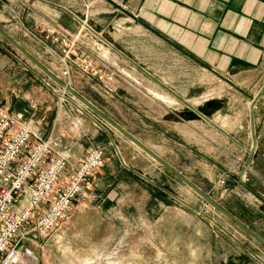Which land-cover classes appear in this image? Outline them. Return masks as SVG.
I'll use <instances>...</instances> for the list:
<instances>
[{
	"label": "rangeland",
	"instance_id": "obj_1",
	"mask_svg": "<svg viewBox=\"0 0 264 264\" xmlns=\"http://www.w3.org/2000/svg\"><path fill=\"white\" fill-rule=\"evenodd\" d=\"M37 1L59 6L68 2L0 0V27L29 52L53 62L54 54L38 50L42 47L27 32L38 27L30 24L31 5ZM76 1L68 14L77 28L68 45L78 51L83 30L100 32L86 17L92 3ZM76 71L71 79L75 75L73 86L81 94L264 239V101L258 98L261 91L256 92L263 79L250 72L245 80L239 78L244 81L239 85L225 74L199 69L194 86L187 82L180 88L177 113L163 111L162 101L150 102L138 93L131 97L124 88L120 97L109 96L111 82L104 88ZM62 91L0 35V108L28 109L31 101L25 95L31 94L42 105L32 120L43 122L51 118ZM92 119L105 144L98 145L107 155L96 172L101 184L74 205L48 237L28 242L39 255L38 264H264V247L170 172L147 160L111 125Z\"/></svg>",
	"mask_w": 264,
	"mask_h": 264
},
{
	"label": "crops",
	"instance_id": "obj_2",
	"mask_svg": "<svg viewBox=\"0 0 264 264\" xmlns=\"http://www.w3.org/2000/svg\"><path fill=\"white\" fill-rule=\"evenodd\" d=\"M83 1L92 3L86 17L100 34L83 30L79 35L78 51L91 57L99 68L114 74L115 80L110 84L112 94L109 96L120 97L125 89L131 97L138 93L150 102L162 101L163 111L166 108L178 113L180 88L187 82L189 86H194L193 76L200 69L222 76L225 74L239 85L244 84V81H239L240 77L245 80V75L253 72L257 78L263 79L256 92L261 91L258 98L264 101V0ZM73 2L68 0L65 5L59 6L37 1L38 5H31L38 12L35 15L33 10L31 26L42 25L45 28L59 25L74 33L77 26L69 20L68 14L69 9L76 7L77 1ZM80 16L84 17L82 13ZM41 49L50 53L47 48H38ZM30 53L53 73H59L61 67L55 57L53 62H48L36 53ZM74 78L69 85L81 94L73 86ZM32 97L31 94L25 95L31 101L28 109L12 110L21 111L26 119H32L35 111L42 110V105L38 101L35 103ZM84 97L113 119L94 100ZM195 99L191 97V101ZM78 102L68 94L63 101L57 100L53 104L49 120L38 122L45 135H60L70 149L73 161L83 155L91 144H104L99 138L100 132L92 123L91 113ZM44 118L45 115L40 120ZM142 142L155 151L151 145ZM143 154L147 160L155 162L146 153ZM106 157L105 154V160ZM155 166L160 165L155 162ZM99 184L101 181L95 174L94 186L87 194L90 195Z\"/></svg>",
	"mask_w": 264,
	"mask_h": 264
},
{
	"label": "built area",
	"instance_id": "obj_3",
	"mask_svg": "<svg viewBox=\"0 0 264 264\" xmlns=\"http://www.w3.org/2000/svg\"><path fill=\"white\" fill-rule=\"evenodd\" d=\"M34 30L27 32L54 54L61 67L56 75L65 82H70L73 69L104 88L106 81H114L113 74L68 45L73 36L68 30L59 25ZM51 42L58 45L52 47ZM104 159V147L93 143L73 161L60 135H45L23 112L0 108V264H38L39 255L28 242L48 237L70 209L86 199Z\"/></svg>",
	"mask_w": 264,
	"mask_h": 264
},
{
	"label": "water",
	"instance_id": "obj_4",
	"mask_svg": "<svg viewBox=\"0 0 264 264\" xmlns=\"http://www.w3.org/2000/svg\"><path fill=\"white\" fill-rule=\"evenodd\" d=\"M0 35L4 37L11 45H13L20 53H22L28 61L38 67L50 80L56 83L59 87L68 92L72 97L78 100L83 106L94 112L98 117L104 120L106 123L111 125L116 131L122 134L126 139H128L131 143L136 145L141 151L150 156L154 161H156L161 167L174 175L177 179L183 182L186 186H188L192 191H194L201 199H203L208 205H210L213 209L218 211L224 217L232 221L241 231H243L246 235L254 239L258 244L264 247V239L259 236L255 231H253L250 227L245 225L237 216L228 211L224 206H222L219 202H217L211 195L206 193L203 189H201L197 184L191 181L187 176L173 167L169 162H167L164 158H162L158 153H156L153 149L148 147L145 143H143L140 139H138L135 135L130 133L123 126L119 125L113 119H111L108 115H106L103 111H101L95 104L89 101L87 98L79 94L69 83L65 82L61 78H59L55 73L49 70L43 63H41L38 59H36L27 49H25L18 41L13 39L5 30L0 27ZM211 103L208 104V106ZM253 122L252 114H251V123ZM253 128V126H252Z\"/></svg>",
	"mask_w": 264,
	"mask_h": 264
},
{
	"label": "bare ground",
	"instance_id": "obj_5",
	"mask_svg": "<svg viewBox=\"0 0 264 264\" xmlns=\"http://www.w3.org/2000/svg\"><path fill=\"white\" fill-rule=\"evenodd\" d=\"M84 24V23H83ZM84 26H87V24H84ZM62 89V88H61ZM64 90V89H62ZM79 103V102H78ZM133 144V143H132ZM134 145V144H133ZM135 147H137L136 145H134ZM138 148V147H137ZM139 149V148H138ZM140 150V149H139ZM150 157V156H149ZM151 158V157H150ZM152 159V158H151ZM154 161V160H153ZM156 162V161H155Z\"/></svg>",
	"mask_w": 264,
	"mask_h": 264
}]
</instances>
